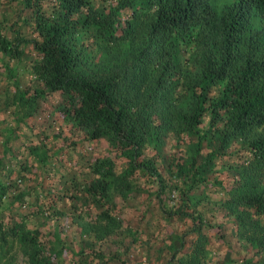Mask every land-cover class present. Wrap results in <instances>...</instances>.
Returning a JSON list of instances; mask_svg holds the SVG:
<instances>
[{
	"label": "trees",
	"instance_id": "16d2710c",
	"mask_svg": "<svg viewBox=\"0 0 264 264\" xmlns=\"http://www.w3.org/2000/svg\"><path fill=\"white\" fill-rule=\"evenodd\" d=\"M44 1L0 0L9 7L0 19V55L28 58L33 84L14 95L22 117L34 114L36 102L59 95L52 114L83 140L106 143L104 153L85 163L84 181L74 177L68 188L63 185L62 195L74 209L95 210L87 221L80 209L83 230L102 238L121 227L112 213L115 196L123 200L152 185L159 196L170 187L142 152L147 145L155 149L171 131L185 137L184 155L164 158L170 181L181 185V202L164 215L189 219L190 226L174 235L177 247L171 245L168 261L207 264L213 228L193 207L205 197L215 161L239 142L248 159L235 169L226 197L215 203L257 257H243L241 264H264V0H102L109 2L104 7L93 0H48L49 10ZM255 19L263 26L255 28ZM79 32L89 36L97 58L78 46ZM185 59L191 69H182ZM27 147L44 169L50 161L45 144ZM15 163L22 171L32 168L26 158ZM13 186L0 176V201ZM27 194L13 195L8 208L27 203ZM53 204L45 202L46 211L34 202L30 213L63 217ZM10 216L0 214V262L17 250L25 264H56V245L62 247L57 233L51 241L40 238L39 230ZM230 252H224L227 263Z\"/></svg>",
	"mask_w": 264,
	"mask_h": 264
},
{
	"label": "rangeland",
	"instance_id": "374dc122",
	"mask_svg": "<svg viewBox=\"0 0 264 264\" xmlns=\"http://www.w3.org/2000/svg\"><path fill=\"white\" fill-rule=\"evenodd\" d=\"M93 1L99 7L109 3L102 0ZM51 4L48 0L43 2L46 10L51 8ZM6 11H9V7L6 9L0 3V19ZM253 23L255 28L262 25L257 19ZM22 28L27 37L34 36L30 29ZM76 36L78 46L84 48L90 58L95 59L100 55L89 36L82 32ZM186 57L187 55L184 56ZM27 62L26 57L8 60L0 55V176L2 181L9 179L14 182V186L9 188L0 201V214L6 219H9L10 215L11 220L21 219L26 227L39 230L40 238H48L51 241L56 232L62 242L61 249L56 245V250L60 252L56 264H170L168 259L172 253L171 245L177 247L174 235L185 233L190 226V220H179L164 215L176 210L181 202L177 190L181 185L174 187L170 181L165 171L164 158L170 160V157L183 156L185 137L183 136L182 140L173 132L167 131L163 141L155 149L150 145L144 148L142 155L152 157L170 187L159 193V196L154 195L156 185L144 186L142 190L123 200L115 196L112 213L121 221V227L102 238H94L79 225L78 215L83 210L85 216L81 218L89 221L92 220L95 210L90 206L87 210L81 206L74 209L62 195L63 185L68 188L75 178H78L79 182L84 181L88 172L85 163L104 153L106 143L102 139L89 142L83 140L78 130L66 127L52 114L53 106L60 99L59 95L36 102L34 114L22 117V110L18 108L14 95L33 84L28 74ZM5 65L9 71L5 69ZM189 65L187 59L183 60L182 69H191ZM39 140L45 144L47 154L50 155V161L45 163L47 165L44 169L33 159L34 155L28 154L27 146L38 144ZM25 158L32 165L29 171L19 170L15 163V160L23 161ZM247 159L248 151L239 142L232 143L226 154L215 161L214 168L208 175L209 185L204 189L205 197L193 207L202 213L213 228L211 231L214 236L209 238L207 245V264H241L243 257H252L253 261L257 259L253 256L254 251L236 238L230 219L223 216V209L215 203L226 197L225 193L236 179L235 169ZM215 180L219 184L211 183ZM25 191L29 192L25 197L27 203H14L12 206L15 208L9 209L8 204L12 196ZM193 192L198 195L200 190ZM34 202L44 210L45 202L54 203V207L65 215L54 219L47 217L45 213L31 214L30 210L35 209ZM162 209L166 211L163 212ZM216 224H219V227ZM183 238L188 240L189 234L186 233ZM228 250L231 251L232 261L227 263L224 261V252ZM0 264H25V258L17 250H12Z\"/></svg>",
	"mask_w": 264,
	"mask_h": 264
}]
</instances>
